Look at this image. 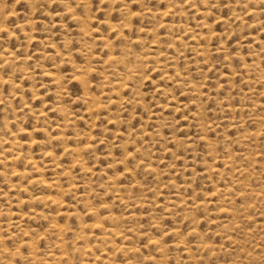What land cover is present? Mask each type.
Listing matches in <instances>:
<instances>
[{
	"label": "rangeland",
	"instance_id": "1",
	"mask_svg": "<svg viewBox=\"0 0 264 264\" xmlns=\"http://www.w3.org/2000/svg\"><path fill=\"white\" fill-rule=\"evenodd\" d=\"M0 264H264V0H0Z\"/></svg>",
	"mask_w": 264,
	"mask_h": 264
}]
</instances>
